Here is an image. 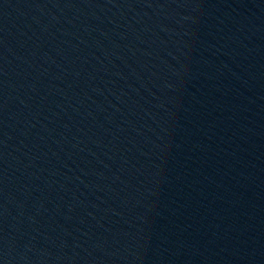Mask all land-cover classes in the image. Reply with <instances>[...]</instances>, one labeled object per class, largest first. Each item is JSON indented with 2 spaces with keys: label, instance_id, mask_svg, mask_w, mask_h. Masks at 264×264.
I'll list each match as a JSON object with an SVG mask.
<instances>
[{
  "label": "water",
  "instance_id": "obj_1",
  "mask_svg": "<svg viewBox=\"0 0 264 264\" xmlns=\"http://www.w3.org/2000/svg\"><path fill=\"white\" fill-rule=\"evenodd\" d=\"M0 264H264V0H0Z\"/></svg>",
  "mask_w": 264,
  "mask_h": 264
}]
</instances>
